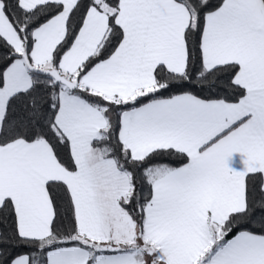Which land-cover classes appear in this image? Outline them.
<instances>
[{"label": "snow or ice", "instance_id": "obj_1", "mask_svg": "<svg viewBox=\"0 0 264 264\" xmlns=\"http://www.w3.org/2000/svg\"><path fill=\"white\" fill-rule=\"evenodd\" d=\"M0 264H264V0H0Z\"/></svg>", "mask_w": 264, "mask_h": 264}]
</instances>
